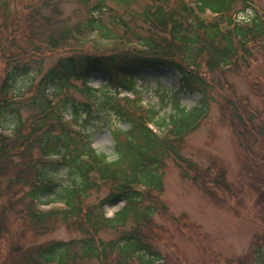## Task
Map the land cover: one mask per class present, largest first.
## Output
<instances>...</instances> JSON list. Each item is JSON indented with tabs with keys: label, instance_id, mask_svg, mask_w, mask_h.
<instances>
[{
	"label": "trees",
	"instance_id": "16d2710c",
	"mask_svg": "<svg viewBox=\"0 0 264 264\" xmlns=\"http://www.w3.org/2000/svg\"><path fill=\"white\" fill-rule=\"evenodd\" d=\"M62 1L42 0L21 19L4 17L13 29L0 43V264H167L155 246L158 233H166L153 219L165 208L156 193L162 191L160 169L166 159L211 201L239 215L249 209L259 227L247 254L218 264H264V79H253L252 87L262 97L261 105L253 106L235 97L227 77L250 73L258 57L264 58V3L144 0L132 11L138 0H78L84 13L77 11L71 20L63 18ZM3 6L0 0V11ZM247 8L252 9L249 20L237 21L236 14ZM84 34L109 44L111 53L99 54L107 46L95 39L85 42ZM74 41L88 53L59 58L33 92L13 93L18 78L29 73L21 60ZM162 68L176 71L179 93L199 94V105L187 109L176 96L168 98L173 112L164 117L144 106L138 100L136 75ZM95 73L107 78L102 89L89 86ZM71 90L83 100L71 96ZM212 90L224 92L221 117L240 152L236 183L227 181L223 168H202L181 153L186 137L209 114ZM121 92L133 97L118 98ZM101 93L114 94L106 101L109 110L130 125L126 131H113L112 161L85 133L93 118L92 104ZM21 109L27 111L23 118ZM8 116L15 117L11 128L3 126ZM63 168L68 183L59 188L50 171ZM104 186L109 187L107 195L96 204L87 203ZM119 200L124 207L106 217L105 206ZM186 220L176 227L182 230ZM59 226L80 238L43 240ZM110 230L117 236L103 239L101 234Z\"/></svg>",
	"mask_w": 264,
	"mask_h": 264
},
{
	"label": "rangeland",
	"instance_id": "374dc122",
	"mask_svg": "<svg viewBox=\"0 0 264 264\" xmlns=\"http://www.w3.org/2000/svg\"><path fill=\"white\" fill-rule=\"evenodd\" d=\"M252 1L257 6L264 3V0ZM2 3L4 6L0 11L1 44L2 40L8 39L9 31L11 32L13 29L11 22L4 17L11 15L13 20L24 18L25 12H29V7L41 6L42 0H2ZM144 3V0H138L131 10L140 9ZM59 9L63 18L69 17L72 18L71 20L76 17L77 11L80 10L84 13V8L78 0H63ZM240 9V7L237 8L239 11ZM6 25L8 30H5ZM83 36H87L84 39L85 42L95 39L101 47L107 46L104 52L99 54L106 56L111 53L109 44L94 34H84ZM69 43V47L62 46L53 51L43 50L40 55L21 60L20 65L28 64L29 73L18 78L19 80L13 86V93H27L29 88L33 92L35 84L42 74L52 67L59 58L88 53L78 49L76 41ZM74 47H76L74 50L71 49ZM227 77L236 98H246L253 106L261 105V93L255 91L252 82L256 77L264 79L263 57H258V61L252 66L250 73L229 74ZM180 80V75L169 68L155 71L142 69L135 78L140 97L138 100H141L144 106L159 112L160 117L168 116L173 112V103L168 98L173 99L174 96L179 99L184 108L191 109L199 105L201 99L199 94L179 93ZM106 83L107 78L102 73L93 74L89 80V86L95 89H102ZM52 89L51 87L50 90ZM70 93L77 100H83L75 90H71ZM99 95L100 99L92 104L94 106L92 109L93 118L85 126V133L91 137L97 151L105 154L112 161L116 158L113 131L116 129L126 131L130 125L126 121L118 119L109 110L106 101H108V96L114 94L106 97L102 93ZM122 96H127L126 92H122ZM207 98L209 114L197 131L186 137L181 152L182 156L188 161L199 164L202 168L210 166L214 170L215 167L223 168L226 171L227 181L236 183L239 176L240 152L235 136L221 117L220 103L224 102V92L212 90ZM68 112L71 113L70 110ZM21 114L23 118L27 115V111L21 109ZM81 117L85 118L83 114ZM14 121L15 117L8 116L3 121V126L11 128L14 126ZM67 172L64 168L50 171V175L55 177L58 182L59 188L67 185ZM160 172L163 173L162 191L159 194L156 193V197L165 208L156 211L153 219L157 226L163 227L166 234L162 236L161 233H158L160 239L155 246L161 255L168 259L167 264H218L223 258H236L247 254L254 235L259 232L257 223L251 219L249 209L243 215H239L230 206L218 205L211 201L191 180L182 177L180 169L170 159L165 160V166L160 169ZM108 192V186L102 187L98 192H92L87 203H98ZM124 205V201H116L115 204L107 206L106 215L113 216ZM182 218L187 219L186 223L188 224L179 230L176 224L181 223ZM155 231L157 232V230ZM116 236L117 233L112 230L101 234V237L106 240ZM78 238L80 236L77 232L65 226H59L43 240L69 241Z\"/></svg>",
	"mask_w": 264,
	"mask_h": 264
}]
</instances>
